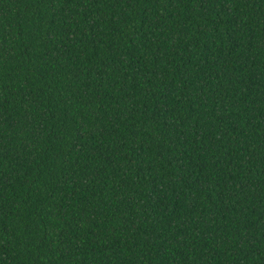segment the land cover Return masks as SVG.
I'll return each instance as SVG.
<instances>
[{
	"label": "trees",
	"instance_id": "trees-1",
	"mask_svg": "<svg viewBox=\"0 0 264 264\" xmlns=\"http://www.w3.org/2000/svg\"><path fill=\"white\" fill-rule=\"evenodd\" d=\"M0 264H264V0H0Z\"/></svg>",
	"mask_w": 264,
	"mask_h": 264
}]
</instances>
